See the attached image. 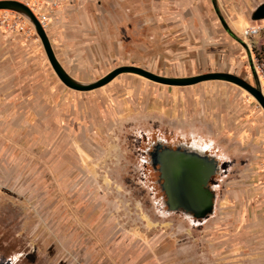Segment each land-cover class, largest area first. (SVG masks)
<instances>
[{
    "label": "rangeland",
    "instance_id": "obj_1",
    "mask_svg": "<svg viewBox=\"0 0 264 264\" xmlns=\"http://www.w3.org/2000/svg\"><path fill=\"white\" fill-rule=\"evenodd\" d=\"M131 4L133 19L127 25L120 19L118 67L168 78L229 73L251 86L256 81L264 96V19L247 17L259 34L245 38L217 0V11L208 0L192 19L161 18ZM19 20L1 32L16 30L24 43L37 39L28 21ZM114 79L119 114L103 129L88 131L85 141L55 146L56 160H70L68 177L47 174L41 146L37 174L28 176L31 165L23 161L17 185L37 191L0 187V264H12L14 253H23L15 264H264V113L258 103L223 81L178 87L132 74ZM146 139L170 148L194 144L216 159L208 216L197 221L162 208L156 175L142 164Z\"/></svg>",
    "mask_w": 264,
    "mask_h": 264
},
{
    "label": "crops",
    "instance_id": "obj_2",
    "mask_svg": "<svg viewBox=\"0 0 264 264\" xmlns=\"http://www.w3.org/2000/svg\"><path fill=\"white\" fill-rule=\"evenodd\" d=\"M12 1L23 3L32 11L57 63L71 79L84 85L97 81L118 67L120 19L125 18L126 25L129 19H133L132 1L150 7L161 18H197L208 5V0ZM263 1L217 0V3L228 12L226 14L235 18L234 26L238 29L247 26L246 18L251 17L257 4ZM253 3L257 6H252ZM1 30L2 27L0 187L24 194L21 191L23 186V190L29 188L31 193L26 191L34 194L37 187L25 182L28 176L32 177L38 172L39 147L46 146L43 160H46L47 174L56 171L57 177H68L70 160H56L55 146L67 147L81 139L83 142L88 131L109 125L112 118L119 114V85L117 79H112L106 85L90 91L70 90L52 73L38 39L24 43L18 31L12 32L15 35L11 38L13 34L5 35ZM182 99L181 96L178 98V104ZM39 115L42 117L38 118ZM39 131H43V137H40ZM22 154L34 156L28 160ZM23 161H28L33 172L30 170L23 182L25 184L17 187L19 181L24 179ZM85 161L81 159L79 164ZM56 162L62 163L60 167ZM2 199L0 197V201ZM89 261L85 260L84 264Z\"/></svg>",
    "mask_w": 264,
    "mask_h": 264
},
{
    "label": "water",
    "instance_id": "obj_3",
    "mask_svg": "<svg viewBox=\"0 0 264 264\" xmlns=\"http://www.w3.org/2000/svg\"><path fill=\"white\" fill-rule=\"evenodd\" d=\"M214 11L215 0H211ZM0 11H8L19 15L28 21L38 39L46 61L57 80L66 88L85 92L109 83L120 74H132L165 86H190L205 81H223L246 91L260 106L264 113V96L257 82L251 86L241 78L229 73H206L191 77L168 78L152 74L138 67L120 66L90 84H81L71 79L57 63L46 35L33 15L32 11L23 3L12 0H0ZM252 21L264 19V3L258 5L251 14ZM152 167L158 166L160 188L165 196L166 211H182L189 213L195 220H202L212 212L214 194L206 188L207 182L218 172L214 159L206 155L184 152L179 149H161L150 154Z\"/></svg>",
    "mask_w": 264,
    "mask_h": 264
},
{
    "label": "flooded vegetation",
    "instance_id": "obj_4",
    "mask_svg": "<svg viewBox=\"0 0 264 264\" xmlns=\"http://www.w3.org/2000/svg\"><path fill=\"white\" fill-rule=\"evenodd\" d=\"M143 142V146H141L142 150V154L144 155L143 156V161H142V164L144 166V168H147L148 171H150L153 175L155 174L156 175V180H155V185L157 186L159 192L161 193V195L163 196L162 199H161V203H162V208H165L166 210V206H165V196L160 188V183L161 181L159 180L158 178V172H157V169H158V166H154L152 167L150 165V154L154 153L155 151H160L161 149H170V150H176V149H179L180 151H184V152H193V153H197L199 155H205L203 152H201V148H197L194 146V144H187L186 142H181V143H178L176 146H174V148H170L169 146L165 145L164 141L163 140H160V139H155V140H148L146 139V141L142 140L141 143ZM193 149H196V150H193ZM208 159H214L216 160L214 157H208ZM211 179V178H210ZM206 188L208 190L209 189V181L207 182V185H206Z\"/></svg>",
    "mask_w": 264,
    "mask_h": 264
},
{
    "label": "built area",
    "instance_id": "obj_5",
    "mask_svg": "<svg viewBox=\"0 0 264 264\" xmlns=\"http://www.w3.org/2000/svg\"><path fill=\"white\" fill-rule=\"evenodd\" d=\"M3 12L9 13L12 17L10 18L8 15L0 16V27L12 28L19 23L20 21L19 15L12 13V12H8V11H3ZM258 34H259L258 29L255 28L254 26H247L241 31L242 37H245V38L254 37V36H257Z\"/></svg>",
    "mask_w": 264,
    "mask_h": 264
},
{
    "label": "clouds",
    "instance_id": "obj_6",
    "mask_svg": "<svg viewBox=\"0 0 264 264\" xmlns=\"http://www.w3.org/2000/svg\"><path fill=\"white\" fill-rule=\"evenodd\" d=\"M193 150H196V149H193ZM196 151H198V150H196ZM22 256H23V253H14L9 259L12 262V264H15V262L17 260H19Z\"/></svg>",
    "mask_w": 264,
    "mask_h": 264
}]
</instances>
